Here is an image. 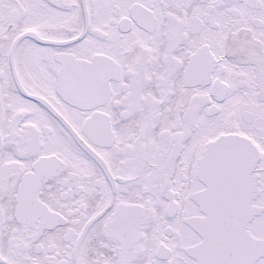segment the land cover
Masks as SVG:
<instances>
[{"label": "snow or ice", "instance_id": "obj_1", "mask_svg": "<svg viewBox=\"0 0 264 264\" xmlns=\"http://www.w3.org/2000/svg\"><path fill=\"white\" fill-rule=\"evenodd\" d=\"M0 264H264V0H0Z\"/></svg>", "mask_w": 264, "mask_h": 264}]
</instances>
